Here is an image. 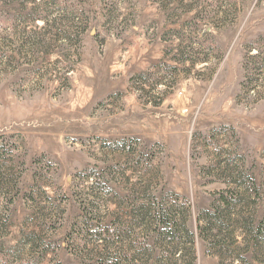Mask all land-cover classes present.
<instances>
[{
	"label": "rangeland",
	"instance_id": "rangeland-1",
	"mask_svg": "<svg viewBox=\"0 0 264 264\" xmlns=\"http://www.w3.org/2000/svg\"><path fill=\"white\" fill-rule=\"evenodd\" d=\"M257 242L264 0H0V264H264Z\"/></svg>",
	"mask_w": 264,
	"mask_h": 264
},
{
	"label": "trees",
	"instance_id": "trees-1",
	"mask_svg": "<svg viewBox=\"0 0 264 264\" xmlns=\"http://www.w3.org/2000/svg\"><path fill=\"white\" fill-rule=\"evenodd\" d=\"M174 209H171V210H168L167 212H161V213H158V215H155V218L153 219V222H156L157 223V226H159V224H162L164 227H168V229H170V231L169 232H167V233H169L171 236H169V234H165L166 232H165V230L164 229H162V230H160V231H158V234H159V236L162 238V239H165L166 237H171L172 238V240H171V242H174L173 241V239L174 238H176L177 236H181V234L180 235H177V232L175 231V229L173 228V224H172V221H173V218H174V211H173ZM148 214H149V216H150V214H151V210H149L148 211ZM149 216H147V215H143L142 216V220L143 221H146V220H148V218H149ZM168 222V223H167ZM174 223V222H173ZM156 229L158 230L159 228L158 227H156ZM200 231H201V234L203 233L202 231L203 230H205L206 229V231H207V225L206 226H200ZM208 230H210V231H213V229L212 228H210V229H208ZM183 232H185V235H186V238H187V240L189 241L188 243H189V245H190V250H191V252H192V254H193V258H197L196 257V250H195V236L192 234V233H190V230H189V228L185 225V223L183 224ZM184 235V234H183ZM203 235V234H202ZM165 241V240H164ZM257 249L258 250H264V248H263V246L260 244V242H257ZM177 251H180V250H177ZM177 251L175 252V254L177 253ZM179 254L180 255H182V253L181 252H179ZM115 264V263H114Z\"/></svg>",
	"mask_w": 264,
	"mask_h": 264
}]
</instances>
